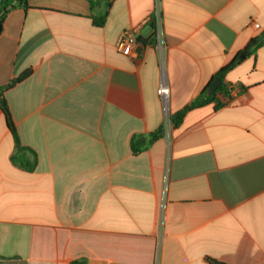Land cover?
I'll list each match as a JSON object with an SVG mask.
<instances>
[{
  "label": "crops",
  "instance_id": "0c3cea01",
  "mask_svg": "<svg viewBox=\"0 0 264 264\" xmlns=\"http://www.w3.org/2000/svg\"><path fill=\"white\" fill-rule=\"evenodd\" d=\"M156 3L166 105L148 21ZM29 6L5 19L0 87L31 70L5 97L37 164L12 162L0 112V264H264V46L246 52L264 32V0ZM133 28L140 47L123 56L116 43ZM232 62L228 101L216 90L175 128L170 118ZM161 130L132 153L133 136Z\"/></svg>",
  "mask_w": 264,
  "mask_h": 264
},
{
  "label": "trees",
  "instance_id": "16d2710c",
  "mask_svg": "<svg viewBox=\"0 0 264 264\" xmlns=\"http://www.w3.org/2000/svg\"><path fill=\"white\" fill-rule=\"evenodd\" d=\"M86 3H90V0H82ZM16 8H23L25 10L31 9L29 6V0H3L0 8V35L3 32V25L5 22V19L9 13L10 10L16 9ZM106 16H103L100 19L95 20L96 26L102 27L106 22ZM264 46V32L261 34V36L253 39L250 44L248 45L246 52L247 53H254L257 51L260 47ZM236 62H232L226 67L222 68L219 73L216 74V76L213 78L212 82L219 78L221 80V84L219 85L217 91L221 92L223 94V98L228 101L229 95L226 85L223 83L225 75L235 66ZM31 75V70H28L21 75H19L16 79L12 80L10 84L4 87H0V112L3 113L5 116V120L7 123V127L14 139L15 142V154L12 156L11 160L12 162L25 169L26 171H33L36 164H37V158L36 154L30 150L29 148L23 147L21 144V141L19 139L17 130L15 128V125L12 120L11 112L9 110L7 100L5 97V93L17 85L18 83L22 82L23 80L27 79ZM210 86V85H209ZM208 87H206L201 94L192 102V104L185 108L183 111L175 114L170 118L171 123L175 128H178L186 115V113L189 110L201 108L207 104H210L212 102H215L216 94L213 96L209 95ZM222 102L217 101L216 108H220L222 106ZM163 135V131L157 132L155 134L142 136V135H135L131 139V150L134 155H138L146 150H148L151 145L160 139ZM5 258L0 256V260H3ZM213 264H223L219 262H212ZM71 264H85L84 261H74Z\"/></svg>",
  "mask_w": 264,
  "mask_h": 264
},
{
  "label": "built area",
  "instance_id": "2783aa9c",
  "mask_svg": "<svg viewBox=\"0 0 264 264\" xmlns=\"http://www.w3.org/2000/svg\"><path fill=\"white\" fill-rule=\"evenodd\" d=\"M153 27V39L155 41V49L158 53L160 68H161V82L158 89V94L161 98V101L166 105L170 96V88L166 79L165 73V52H166V43L163 35L162 29V14L161 8L158 3L155 4L152 15L148 20ZM251 24L255 25V27H259L257 23L251 22ZM139 28H133L130 30L124 31L117 43L116 49L119 54L123 56H132L135 47L138 45V37Z\"/></svg>",
  "mask_w": 264,
  "mask_h": 264
},
{
  "label": "water",
  "instance_id": "95a60500",
  "mask_svg": "<svg viewBox=\"0 0 264 264\" xmlns=\"http://www.w3.org/2000/svg\"><path fill=\"white\" fill-rule=\"evenodd\" d=\"M140 45H138V49H139ZM137 50H135L136 52ZM221 84V80L219 78H216L212 84L209 86L208 88V92L210 96H213L216 92V90L218 89L219 85Z\"/></svg>",
  "mask_w": 264,
  "mask_h": 264
},
{
  "label": "rangeland",
  "instance_id": "374dc122",
  "mask_svg": "<svg viewBox=\"0 0 264 264\" xmlns=\"http://www.w3.org/2000/svg\"><path fill=\"white\" fill-rule=\"evenodd\" d=\"M169 122V118H167V123Z\"/></svg>",
  "mask_w": 264,
  "mask_h": 264
}]
</instances>
